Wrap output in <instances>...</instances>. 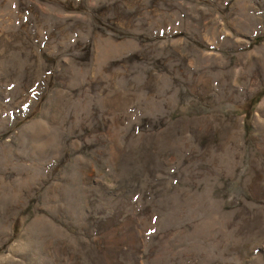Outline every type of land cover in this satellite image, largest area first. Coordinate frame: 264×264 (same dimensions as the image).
Here are the masks:
<instances>
[{
  "label": "rangeland",
  "instance_id": "rangeland-1",
  "mask_svg": "<svg viewBox=\"0 0 264 264\" xmlns=\"http://www.w3.org/2000/svg\"><path fill=\"white\" fill-rule=\"evenodd\" d=\"M0 30V264H264V0H0Z\"/></svg>",
  "mask_w": 264,
  "mask_h": 264
},
{
  "label": "bare ground",
  "instance_id": "bare-ground-1",
  "mask_svg": "<svg viewBox=\"0 0 264 264\" xmlns=\"http://www.w3.org/2000/svg\"><path fill=\"white\" fill-rule=\"evenodd\" d=\"M4 29V28H3ZM27 30V29H26ZM1 31V30H0ZM19 42V41H18ZM2 45V44H1ZM5 45V44H4ZM103 46V45H102ZM3 48V47H2ZM4 52V51H3ZM81 76V75H80ZM116 107V106H115ZM11 163V162H10Z\"/></svg>",
  "mask_w": 264,
  "mask_h": 264
}]
</instances>
